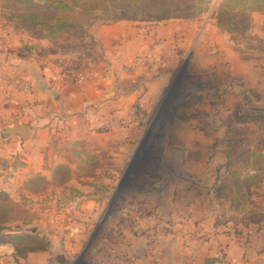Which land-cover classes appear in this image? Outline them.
<instances>
[{
    "label": "rangeland",
    "instance_id": "obj_1",
    "mask_svg": "<svg viewBox=\"0 0 264 264\" xmlns=\"http://www.w3.org/2000/svg\"><path fill=\"white\" fill-rule=\"evenodd\" d=\"M263 1L244 0V7ZM15 4L0 0V17L20 12ZM211 4L203 14L213 11ZM252 15L237 19L234 35L219 27L221 35L201 29L170 70L161 59L160 71H170L171 79L149 95L145 108H134L132 126L122 127L130 130L126 145L137 144L136 158L124 171L103 168L91 180H119L114 189L94 184L87 195L97 204L103 201L100 214H84L83 195L72 198L67 192L62 198L50 187L40 198L16 188L6 193L33 218L19 229L14 223L13 230L46 238L50 264H161L154 251L163 236L179 234L182 247L192 248L195 241L208 247L209 221L229 237L241 227L264 226V13L262 26ZM83 21V29L51 42L49 50L78 52L72 61L77 70L100 60L90 40L92 26L116 24L93 17ZM68 66V74L74 73ZM91 158L97 159L86 161ZM110 160L105 168L114 163ZM32 228L37 232L25 231Z\"/></svg>",
    "mask_w": 264,
    "mask_h": 264
},
{
    "label": "crops",
    "instance_id": "obj_2",
    "mask_svg": "<svg viewBox=\"0 0 264 264\" xmlns=\"http://www.w3.org/2000/svg\"><path fill=\"white\" fill-rule=\"evenodd\" d=\"M221 2L212 0L213 11L196 19H171L157 23L121 21L92 26L90 40L96 46L100 60L96 67L83 70H77L72 63L79 59L78 52L58 49L49 52L52 47L50 41L32 37L1 16L0 61L4 64L3 74L26 84L29 90L6 93L0 89V191L10 193L16 188L23 189L25 183L36 175L52 183L54 172L59 167H66L72 171V179L61 187H52L56 195H66L71 189L78 190L86 196L82 205L84 214L89 215L91 211L100 214L103 201L97 204L93 197L87 195L93 194L94 184L114 189L119 180H112V183L95 181L93 184L91 180L94 177L78 178L83 161L90 156L97 157L101 162L96 168L97 175L103 168L117 174L124 171L132 158H136L137 144L133 148L126 145L128 137L125 133L129 129L118 127L107 132L94 130L95 126L103 118L124 120L130 124L131 110L145 108L149 95L171 79L170 71L161 73L160 69L139 68L130 72L124 69L125 65L152 45L156 55L168 60L164 69H172L180 57L179 51L186 52L201 29L205 35L223 34L213 17ZM252 13L258 26H262L263 13L260 10ZM210 38L214 40L213 36ZM68 63L70 69L75 68L76 75L83 76L82 82L68 76ZM76 64L83 65L81 62ZM21 125L26 127L29 139L1 135V131ZM106 158L114 162L108 168L104 165ZM42 196L44 194L40 198ZM210 222L207 228L212 241L208 245H226L227 257L236 264H264V226L241 227L236 236L229 237L220 225ZM158 242L154 253L161 264H221L216 259L214 246L204 247L195 241L190 245L192 248L182 247L179 234L163 236ZM11 259L17 264L20 261L50 264L51 255L39 252L19 258L12 245H0V261Z\"/></svg>",
    "mask_w": 264,
    "mask_h": 264
},
{
    "label": "trees",
    "instance_id": "obj_3",
    "mask_svg": "<svg viewBox=\"0 0 264 264\" xmlns=\"http://www.w3.org/2000/svg\"><path fill=\"white\" fill-rule=\"evenodd\" d=\"M17 3L20 12L3 15L8 21H13L16 28L29 32L36 39L55 42L60 37L73 35L83 29L84 18L110 19L113 23L121 21L157 23L171 19H192L207 11L210 0H6ZM257 1V0H256ZM264 1L261 5L244 7V0H224L221 4L217 25L229 35H234L239 29L237 19L244 13L260 10L264 13ZM248 22V21H246ZM245 22V23H246ZM88 23V21H87ZM91 24V23H90ZM89 25V24H88ZM93 25V24H91ZM249 23H247V28ZM246 30V29H245ZM252 156H256L253 155ZM262 157L259 156V160ZM263 163V162H261ZM99 160L91 158L84 162L77 175L78 178L96 176ZM72 171L59 167L53 174L52 183L43 176L36 175L25 183V189L33 195H43L48 188L61 187L72 179ZM230 184L228 188L231 189ZM72 198L82 196L78 190L71 189ZM66 195H63L64 198ZM65 202L61 200L60 204ZM21 203L11 201L8 194L0 192V245H12L19 258H25L29 253L48 252L50 247L46 238L39 235L18 233L20 224L28 226L32 218L27 216Z\"/></svg>",
    "mask_w": 264,
    "mask_h": 264
},
{
    "label": "built area",
    "instance_id": "obj_4",
    "mask_svg": "<svg viewBox=\"0 0 264 264\" xmlns=\"http://www.w3.org/2000/svg\"><path fill=\"white\" fill-rule=\"evenodd\" d=\"M161 57L155 54L154 48L152 45L146 47L142 52L137 56L136 59L131 61L129 64H126L124 69L130 72H134L139 68H148L153 70H159L161 68ZM4 64L0 61V89H3L6 93L12 91H28L29 87L26 84H23L19 80H15L12 78H7L3 74ZM74 74V75H73ZM68 76L75 79L77 82H82L83 76L80 74L76 75L75 73L69 74ZM136 109H132L130 112V121L135 118ZM127 125V122L119 119H111V118H103L99 121V125L95 126L94 130H111L118 127H124ZM166 228V226H165ZM209 244V243H208ZM208 246L215 248L216 259L221 264H236L232 262L229 257H227V247L223 244L212 245V243Z\"/></svg>",
    "mask_w": 264,
    "mask_h": 264
},
{
    "label": "water",
    "instance_id": "obj_5",
    "mask_svg": "<svg viewBox=\"0 0 264 264\" xmlns=\"http://www.w3.org/2000/svg\"><path fill=\"white\" fill-rule=\"evenodd\" d=\"M1 135L6 138L12 137V136H18V137H21L23 140H27L30 137L26 127L23 125L16 126V127H9L1 131ZM36 230L37 228L25 229V231L31 232L32 234H34Z\"/></svg>",
    "mask_w": 264,
    "mask_h": 264
}]
</instances>
